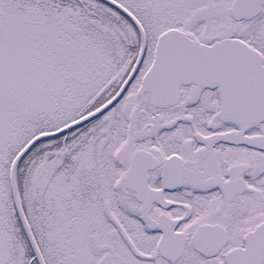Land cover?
I'll use <instances>...</instances> for the list:
<instances>
[{
    "label": "snow or ice",
    "instance_id": "1",
    "mask_svg": "<svg viewBox=\"0 0 264 264\" xmlns=\"http://www.w3.org/2000/svg\"><path fill=\"white\" fill-rule=\"evenodd\" d=\"M0 264H264V0H0Z\"/></svg>",
    "mask_w": 264,
    "mask_h": 264
}]
</instances>
